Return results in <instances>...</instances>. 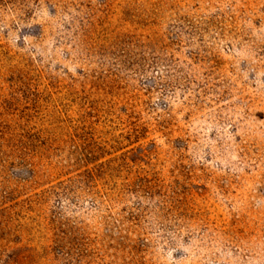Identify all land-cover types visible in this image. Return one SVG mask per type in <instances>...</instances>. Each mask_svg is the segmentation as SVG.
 I'll use <instances>...</instances> for the list:
<instances>
[{
    "label": "rangeland",
    "instance_id": "1",
    "mask_svg": "<svg viewBox=\"0 0 264 264\" xmlns=\"http://www.w3.org/2000/svg\"><path fill=\"white\" fill-rule=\"evenodd\" d=\"M0 264H264V0H0Z\"/></svg>",
    "mask_w": 264,
    "mask_h": 264
},
{
    "label": "trees",
    "instance_id": "2",
    "mask_svg": "<svg viewBox=\"0 0 264 264\" xmlns=\"http://www.w3.org/2000/svg\"><path fill=\"white\" fill-rule=\"evenodd\" d=\"M148 186H141V191H146V188H147ZM148 192H149V190H148Z\"/></svg>",
    "mask_w": 264,
    "mask_h": 264
}]
</instances>
